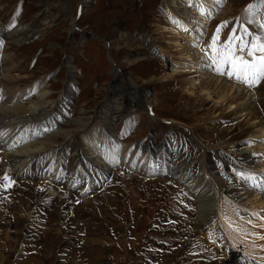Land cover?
I'll use <instances>...</instances> for the list:
<instances>
[{
  "label": "rangeland",
  "instance_id": "obj_1",
  "mask_svg": "<svg viewBox=\"0 0 264 264\" xmlns=\"http://www.w3.org/2000/svg\"><path fill=\"white\" fill-rule=\"evenodd\" d=\"M251 3L253 0H226L212 13L215 19L210 14L207 24H194L202 31L196 39L199 47L207 48L217 26L225 22L219 43L226 41L238 19L246 23L245 8ZM263 16L255 18L256 24L246 25L254 34L260 33L257 25L264 22ZM37 18L42 21L39 31L31 32L25 42L17 44L0 38V99L12 98L13 108H30L35 98L49 93L51 100L46 106L61 103L58 114H64L55 127L47 128L52 121L49 118L44 125L38 124L45 131L40 141L53 133L75 129L69 128L71 121L87 122L88 137L94 134L93 140L101 144L95 156L103 160V167L97 166L109 171L99 183H90L91 190L82 173L79 177L83 184L75 191L57 183L51 167L55 159L65 155L58 144L52 152L53 161L52 156L47 159L50 168L35 178L32 175L30 180H18L5 187L7 170H18L19 166L7 168L1 164L0 264H218L219 253L213 249L216 245L204 236L215 221L198 227L199 215L216 211L219 191L226 185L231 187L233 178H228L226 168L219 166L205 175L204 165L213 160V147H219L234 161L235 154L243 151L241 148L252 153L253 146L264 142L261 137L248 138L240 151L232 153L218 146L220 137L209 135L206 124L196 120L194 108L185 104V92L173 80L162 78L163 60L155 55L144 60L149 43L156 42L167 19L166 0H0V23L8 35L20 27L29 28ZM123 71L130 76L128 82L119 78ZM172 73L171 69L166 72L167 76ZM204 75L209 76V72ZM4 76L13 83H6ZM217 77L222 76L215 75L214 79ZM236 84L243 85L246 91L255 90ZM141 87L150 89L152 106L132 90H142ZM11 92H15L14 96L7 97ZM115 92L136 103L124 117L108 113L120 107L114 101ZM56 115L54 111L52 116ZM5 126L12 130L21 125L2 127ZM24 127L18 129L19 133ZM6 129L5 134L10 133ZM107 129L118 148L114 160L104 154L111 146L105 143L104 136L100 137ZM81 130L66 140L71 147L68 159L75 154V148L81 151L95 146L93 141L86 147ZM63 140L60 138L59 144L63 145ZM153 140L157 152L165 144L170 146L175 171L156 168L151 153L140 150L139 145L148 147ZM86 153L91 155L90 151ZM253 155L258 160L253 171L264 174V147ZM59 162L54 165L59 166ZM91 170L93 182V176L99 173ZM244 216L250 217L247 212ZM215 237L221 239L218 245L225 247L223 233Z\"/></svg>",
  "mask_w": 264,
  "mask_h": 264
},
{
  "label": "bare ground",
  "instance_id": "obj_2",
  "mask_svg": "<svg viewBox=\"0 0 264 264\" xmlns=\"http://www.w3.org/2000/svg\"><path fill=\"white\" fill-rule=\"evenodd\" d=\"M225 1L226 0H166L167 19L163 22V27L159 29V37H155L157 39L155 40L156 42L149 43L150 46L147 49L148 54L146 55L148 57L144 60L151 59L150 55H155V57L163 60V65L160 70L161 75L164 72L165 74L162 78L170 79L173 80L175 84L177 83L176 85L179 89L185 92V104L194 108L193 112L196 120L206 124L207 129H205V131L208 132L209 135L214 136L216 134V137H220L221 141L218 146L230 150V153L233 150L236 152L238 150L240 151V148L248 138L258 139L257 137H261L264 142V81H261L258 86H255L254 91L249 88V91H246L245 88H242L243 85L240 87V85L236 84L235 80L230 81L228 79L226 80V78L224 80L223 76L214 79L217 74L207 66L209 62L204 58V53L201 51L203 48L198 47V49L195 46L197 45L196 41L200 36L199 34H201L202 31H200L199 28H196L194 24H207L210 19V14L216 11L217 7H220ZM86 2L87 1H85V3ZM214 19L212 18V22H214ZM41 24L42 21L40 18H37L29 28L20 27L19 29L10 32L8 35L7 32H3L4 26L0 23V38L5 40L10 39L12 43H23L28 37H30L31 32L36 33L39 31ZM222 34L220 33V37ZM220 37L219 39H221ZM119 39L124 41L125 38L120 36ZM185 40L187 42H185ZM144 42L147 43V38L144 39ZM165 62L167 64H165ZM170 69L173 73L167 76L166 72ZM205 71L209 72V76L204 75ZM210 75H214V77ZM129 77V74L124 71L122 74H119V78H121L123 83L128 82ZM3 79H5L6 83H13V79L8 78V76H4ZM138 88H133L132 90H134L135 95L141 101L143 100L146 103L147 100H149L148 93L150 89L141 87L142 90H138ZM116 93L117 92L113 93L115 94L114 101L116 100L120 104V107L115 111L109 109L108 113L112 114V117L115 118L124 117L127 110L131 109L136 103L134 104L133 101H129L126 96L120 94L116 95ZM8 94L13 97L15 92L7 93V97L9 96ZM48 94L49 93H42L40 97L35 98L30 104V108L25 106H16V108H13L15 107V101H13L12 98L0 99V104H2L0 108V129L2 131L1 134L4 130L5 135H0V166L1 164H5L7 168L19 166L18 170L15 169L17 171H12L11 169L6 172L5 176L9 178L11 183L15 184V181L18 180L20 182L27 179L30 180L29 178H32V175L35 178L42 173L44 174L48 168H50L47 159H50L52 156L53 161L55 156L53 157L52 152H54L55 144H58L65 155L61 156V160L60 158L55 159L51 167V171L54 173L53 176L57 177V183L60 182L62 185L66 184L67 187H72V190L75 191L83 184L79 177L82 173L84 179L88 181L89 190H91L90 183H99L101 180L100 178L107 176L108 174L105 172L109 171H101L102 169L100 170L97 166V164L102 166L101 162L103 161L99 160V156H95L96 153H99V147L101 146L100 141L95 142L93 140V137H95L94 134H89L88 137V133L86 132H90V130L87 128L88 123L84 122L86 119L83 120L84 123H82V121L68 122L69 128L73 126L75 129L72 128L73 130L70 132L53 133L52 135H49L50 137L48 136L49 138L46 139V141H40V138H42L45 131L44 128H41L38 124L44 125L43 123L45 121L48 122L49 120L47 119L49 118L53 122L50 121L51 124H48L47 128L50 126L55 127L61 119V114H64L62 112L58 114L60 111L59 109L61 108V103L58 105L54 103L46 106L51 100V97ZM68 95L70 94L68 93L63 97L61 102H64V100L68 98ZM151 103L152 102L149 100L148 104L152 106ZM46 108H48L49 111H47ZM54 111H57L55 117L52 116ZM152 113L155 115L154 112ZM6 124L10 128L21 125L19 127L21 129L25 125L26 126L23 131L19 133V128L8 130L6 129V126L2 127ZM227 124L231 127L222 128L223 125L227 126ZM82 128V141L86 142V147L90 146L89 142L93 141L95 146L91 145L92 147L87 149H84V147L81 151L78 149L76 150L75 148V150L72 151L73 153L75 151V154L68 159L67 154H69L68 152H70L71 147L66 143V140L69 137L73 138L72 135H74L78 129ZM5 129L10 133L5 134ZM32 130L34 131L32 132ZM103 134L104 135H101L100 137L104 136L106 139L105 143L108 142L111 146H109L110 150L107 149L104 154L109 155V157L113 159L117 156L116 153L118 151L115 144L116 142L110 134V129H107V133L105 130ZM60 138L64 139L62 141L63 145L59 144L61 143L59 141ZM110 141H112V144ZM154 141L155 140H153L148 147L139 145L140 150L151 153L153 164H155L156 168H163L164 171L168 173L170 171H175V167L172 165V160L169 157L170 146L165 144L164 148L160 152H157V150L155 151L156 145ZM96 143H98L99 146H97ZM253 147H255V149L253 148V151L255 152L252 153L250 152L251 150L247 152L244 148H241L244 152H237L234 156V161L228 153H224L219 147H213L211 150L216 152L213 153L214 158L210 161L209 165L208 161L204 165L205 175H209L212 169H217L219 166L223 169L226 168L227 172L225 175H227L228 178H233L231 187L226 185L224 190L221 192L219 191L220 199L219 202H217L218 205L216 211L213 212V209L210 213L203 211L199 215L200 224L198 227L206 226L209 221H215L213 228L209 229L208 233H205L206 235H203L207 237L206 239L216 245L213 249L219 253V259L216 260L218 261V264H264V190L258 187H253V182H245L236 175L237 172L249 173L256 176V183L264 181V174L254 172L252 169V167H257L256 165L258 163V160L253 154L263 148L264 143ZM180 148L181 147L179 146L178 149L180 150ZM2 151H5L7 154H2ZM87 151H90L91 155H88V153H86ZM57 161H60L59 166L54 165ZM120 163L116 166H119ZM104 166L106 167V164ZM170 167L173 168L171 169ZM128 168L130 169V167ZM82 169H84V172H81ZM159 169H157V171L154 169L153 171L160 173ZM89 170L99 173L94 175L96 178L93 176V182H91V173ZM232 171L235 173L229 174ZM137 173L144 175L138 172V170ZM148 173H152V171L149 170ZM179 173L180 172H178V174ZM226 182L227 181H225V183ZM76 184H79L78 187L73 189ZM39 188L43 187L39 186ZM47 188H50V186H47ZM89 190L88 192L90 193ZM244 212H247L250 217H245ZM195 231L196 230L193 229L191 232L194 233ZM220 231L227 239V244L224 242L225 247H220L218 243L221 239L219 241V238L215 237V235L217 236L220 234Z\"/></svg>",
  "mask_w": 264,
  "mask_h": 264
},
{
  "label": "snow or ice",
  "instance_id": "obj_3",
  "mask_svg": "<svg viewBox=\"0 0 264 264\" xmlns=\"http://www.w3.org/2000/svg\"><path fill=\"white\" fill-rule=\"evenodd\" d=\"M261 14H264V0H253L245 8L246 23L238 19L228 39L222 44L219 43L220 32L227 22L217 26L208 47L201 49L209 62L207 66L217 75L226 76L249 88L264 81V22L257 25L260 34H254L246 26L256 24L255 18ZM195 46L199 47V44ZM236 175L245 182H253V187L264 190V181L256 183L255 175L244 172H237ZM3 180L8 182L5 187L10 186L11 181L7 176Z\"/></svg>",
  "mask_w": 264,
  "mask_h": 264
}]
</instances>
